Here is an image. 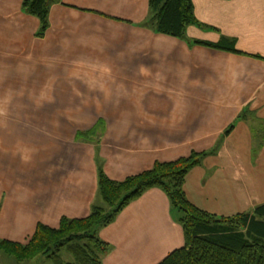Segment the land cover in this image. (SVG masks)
<instances>
[{"label":"crops","instance_id":"obj_1","mask_svg":"<svg viewBox=\"0 0 264 264\" xmlns=\"http://www.w3.org/2000/svg\"><path fill=\"white\" fill-rule=\"evenodd\" d=\"M149 1L50 0L38 36L25 0H0V65L76 81L67 112L84 114L69 133L55 122L46 134L0 136L1 240L26 244L38 224L89 216L103 201L99 165L122 181L192 152H214L186 177L194 206L230 217L264 204V0H192L201 27L187 40L143 25ZM223 38L240 54L191 44ZM177 219L163 190L146 191L100 231L104 264H160L185 246Z\"/></svg>","mask_w":264,"mask_h":264},{"label":"trees","instance_id":"obj_2","mask_svg":"<svg viewBox=\"0 0 264 264\" xmlns=\"http://www.w3.org/2000/svg\"><path fill=\"white\" fill-rule=\"evenodd\" d=\"M149 7L150 14L143 25L158 34L187 40L190 26L201 27L192 0H150ZM24 8L40 21L37 35H45L49 28L50 0H25ZM191 44L240 54L232 39L223 38L218 43L194 40ZM98 130L97 126L88 136L97 134ZM85 133L88 134L79 131L77 137L81 139ZM212 154L192 152L176 161L156 163L151 169L122 181L110 179L99 165L98 194L108 209L96 206L89 216L63 219L56 229L38 224L26 244L0 239V254L19 262L43 258L55 264H104L103 258L111 248L96 233L111 225L146 191L160 188L168 196L172 211L177 213L185 236V246L160 264H264V204L248 213L219 217L197 208L186 197L184 186L188 173ZM63 252L72 260L67 262Z\"/></svg>","mask_w":264,"mask_h":264},{"label":"rangeland","instance_id":"obj_3","mask_svg":"<svg viewBox=\"0 0 264 264\" xmlns=\"http://www.w3.org/2000/svg\"><path fill=\"white\" fill-rule=\"evenodd\" d=\"M11 66L7 61L0 65V136L6 137L8 132L14 134L26 132L29 134H24L27 138L33 135L32 132L46 134L57 128L55 122L59 123L58 127L61 130L69 133L71 127L76 128L75 126L83 120V117H80L84 115L82 112H67V105H71L77 99L65 95L74 88L76 81L64 78L50 80L49 75L45 74L43 67L40 68L38 64L30 68L16 66L17 68L11 69ZM55 88L56 93L61 94L56 98L53 97ZM60 102L62 107L56 112L55 105ZM70 120L74 122V126L69 125ZM21 126L25 129H21ZM0 160L3 158L0 157ZM94 205L108 209L103 201L100 205L98 202ZM99 233H96V237L100 235ZM0 256V264H55L43 258L19 262L12 256L5 254ZM63 258L72 259L67 252H63Z\"/></svg>","mask_w":264,"mask_h":264}]
</instances>
